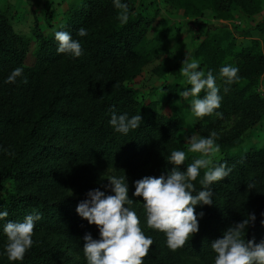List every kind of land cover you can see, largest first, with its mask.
<instances>
[{"label":"trees","instance_id":"1","mask_svg":"<svg viewBox=\"0 0 264 264\" xmlns=\"http://www.w3.org/2000/svg\"><path fill=\"white\" fill-rule=\"evenodd\" d=\"M186 15L203 18L211 12L215 19L228 21L238 11L256 15L264 10V0H169ZM129 6V20L122 24L113 0H83L69 11L65 24L56 31H67L83 49L80 57L58 53L54 32L39 36L35 64L25 65L29 43L15 33L7 15L0 8V211L8 217L0 220V264H57L62 246L68 244L87 264L83 254V237L90 233L99 239V230L76 212L78 203L96 188L106 190L107 181L99 178L104 171L124 176L129 187V206L140 220L144 234L154 241L143 264H214L215 253L210 244L222 238L224 231L236 222L255 214L254 224L246 229L245 239L264 240V149L250 150L243 155L228 156L238 145L217 136L223 158L214 164L226 163L231 173L213 183V205H197L199 232L190 236L184 247L172 251L166 236L149 229L142 197H134V181L145 176H167L174 165L166 160L174 150L185 151L187 165L199 153L188 152L180 141L186 122L176 107L181 87L165 88L171 104V116L152 109L144 114L138 92L130 86L150 62L144 49L147 29L152 25L155 3L137 4V0H121ZM87 30L80 37L77 31ZM257 29L264 35V20ZM200 70H209L216 77L222 97L216 112L225 117L241 114L260 122L264 99L258 87L264 75V43L254 41L240 48L230 32L209 34L195 52ZM233 58L241 61L238 79L227 85L219 77V69ZM23 73L12 84L6 78L16 68ZM156 72H158L156 70ZM25 78L27 83L24 82ZM228 87L229 91L224 92ZM202 91L199 96L203 98ZM142 116L140 126L127 135L117 133L109 121L113 114ZM217 115L205 116L212 127ZM209 128L198 126L199 137H208ZM194 181L197 194L200 180ZM248 184L255 189L248 190ZM70 192L75 193L71 198ZM203 212V217L199 213ZM39 213L35 222L33 245L22 261L10 262L4 254L7 237L3 226L9 221L22 222L28 214Z\"/></svg>","mask_w":264,"mask_h":264},{"label":"clouds","instance_id":"2","mask_svg":"<svg viewBox=\"0 0 264 264\" xmlns=\"http://www.w3.org/2000/svg\"><path fill=\"white\" fill-rule=\"evenodd\" d=\"M118 10L117 19L126 24L129 20V6L121 0H113ZM87 30L80 28L77 35L86 36ZM55 40L58 42V53L80 57L83 53L82 45L74 40L67 31H56ZM199 61H182L180 73L191 85L178 93L182 99L192 97L190 109L196 118L222 114L215 110L220 108L222 97L216 84V77L209 70L207 74L198 70ZM23 73L21 67H16L6 78L5 83L12 84ZM239 68L224 65L219 69V77L227 85L238 79ZM27 83V79L24 80ZM204 92L203 98L199 94ZM229 91L228 87L224 92ZM141 114L117 115L114 111L109 121L112 128L120 134L127 135L131 130L140 126ZM216 133L208 137L192 135L187 139L188 152L199 153L187 165L186 171H180L179 166L185 163V151L174 150L167 158V162L174 165L172 170L160 177L145 176L134 181V197H142L143 208L146 213L147 227L159 231L166 236L167 247L176 251L186 244L189 237L199 232V219L195 211L197 205H213V191L211 185L225 179L232 171L226 163L214 164L212 157L220 151L215 143ZM204 170L200 180L202 190L197 194L194 181ZM127 177L111 176L108 184L102 185L114 194H106L100 188L90 190L87 198L80 201L76 207L77 214L95 225L99 230V239H93L90 233L83 237V254L87 264H143V259L149 254L154 241L144 234L140 220L135 211L129 206L133 200L129 198ZM248 190L255 189V184H248ZM203 212L199 217H203ZM8 217L7 211H0V220ZM42 217L39 213L28 214L22 222L9 220L3 226V233L7 237L4 254L10 262L22 261L27 251L32 247L35 222ZM255 214H248L245 219L229 226L222 238L211 242L210 246L215 253L214 264H264V240L256 243L255 239L246 240V229L254 224ZM264 224V221H261Z\"/></svg>","mask_w":264,"mask_h":264},{"label":"rangeland","instance_id":"3","mask_svg":"<svg viewBox=\"0 0 264 264\" xmlns=\"http://www.w3.org/2000/svg\"><path fill=\"white\" fill-rule=\"evenodd\" d=\"M82 2L83 0H0V8L9 18L15 33L29 43L25 60L27 67L35 64L39 36H49L62 27L68 12ZM139 2L156 4L153 22L146 31L143 45L150 62L143 68V74L130 84L138 92V100L146 115L154 108L163 115L171 116V104L165 88L178 84L181 87L179 93L190 89L191 85L186 83V78L179 70L186 57L198 61L195 52L207 35L230 32L237 39L240 48L250 47L254 41L264 43V35L257 29V25L264 20V10L252 16L236 11L231 20L223 21L215 19L209 11L203 18L186 15L169 0H137L136 3ZM240 61V58H233L226 65L236 66ZM258 91L264 99V75L260 77ZM191 100L192 97L185 100L178 94L175 102L180 116L186 122V129L179 135L184 146H189V137L194 134L199 136L198 126L201 125L209 128L210 134L215 132L230 143H238L227 152L230 157L243 155L250 150L264 149V113L257 124L241 114H229L222 118L218 116V124L212 127L204 121V117L196 118L192 115ZM224 156L219 151L212 157L213 162ZM111 176L113 172L107 170L99 178L108 182L107 178ZM70 196L76 197L74 192H70ZM57 264H81V260L68 244H63Z\"/></svg>","mask_w":264,"mask_h":264}]
</instances>
